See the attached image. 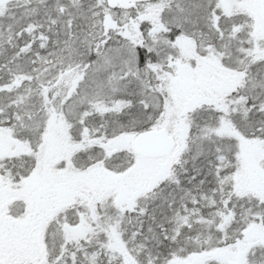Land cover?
<instances>
[{
    "label": "snow or ice",
    "instance_id": "1",
    "mask_svg": "<svg viewBox=\"0 0 264 264\" xmlns=\"http://www.w3.org/2000/svg\"><path fill=\"white\" fill-rule=\"evenodd\" d=\"M0 264H264V0H0Z\"/></svg>",
    "mask_w": 264,
    "mask_h": 264
}]
</instances>
